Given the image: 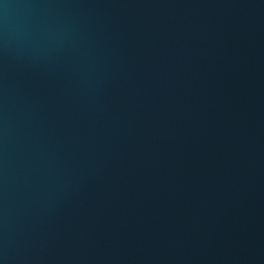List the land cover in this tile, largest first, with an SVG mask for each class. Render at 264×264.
<instances>
[{
    "label": "water",
    "instance_id": "1",
    "mask_svg": "<svg viewBox=\"0 0 264 264\" xmlns=\"http://www.w3.org/2000/svg\"><path fill=\"white\" fill-rule=\"evenodd\" d=\"M0 264H264V0H0Z\"/></svg>",
    "mask_w": 264,
    "mask_h": 264
}]
</instances>
